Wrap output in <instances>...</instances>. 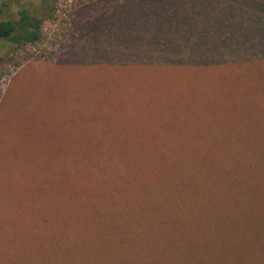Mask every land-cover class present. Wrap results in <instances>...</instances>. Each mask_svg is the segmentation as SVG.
I'll return each instance as SVG.
<instances>
[{"label": "rangeland", "instance_id": "1", "mask_svg": "<svg viewBox=\"0 0 264 264\" xmlns=\"http://www.w3.org/2000/svg\"><path fill=\"white\" fill-rule=\"evenodd\" d=\"M211 8L0 0L15 36L22 12L38 23L33 42L0 40V264H54L64 253L45 257L55 255L50 239L65 236L84 252L56 264H115L113 250L127 253L155 222L136 209L155 206L163 226L181 219L183 232L145 264H264V64L176 71L130 61L142 42L204 30Z\"/></svg>", "mask_w": 264, "mask_h": 264}, {"label": "trees", "instance_id": "2", "mask_svg": "<svg viewBox=\"0 0 264 264\" xmlns=\"http://www.w3.org/2000/svg\"><path fill=\"white\" fill-rule=\"evenodd\" d=\"M240 3L243 6L237 8ZM210 5L212 11L207 21L208 24L204 25V30L195 24L193 31L179 36L182 38L181 41L161 42L158 45L142 42L131 52L133 55L130 59L131 63H142L145 68L156 67L176 71H181V69L223 70V72L228 69L247 71L253 65L264 64V0H210ZM34 22L22 12L18 23L20 34L15 36V23L11 20L0 21V40H10L15 43L33 42L36 33H30L28 30L38 28L37 21ZM225 22L230 23L226 25ZM181 36H186V39ZM135 54L140 57H134ZM185 159L184 156V160L179 161L180 166L178 167L183 175L187 171ZM146 160L150 163L148 158ZM180 181L183 182L182 179ZM170 196L171 193H168L165 199ZM160 200L162 203L165 202L164 199ZM170 201L173 202V199ZM161 209L163 207L157 206L153 207L151 212H148L145 207L136 209L134 218L145 215V212L152 215L155 222L146 231L141 228V235L133 241L138 248L135 244H131L127 253L124 254L116 249L113 250L115 264H145L146 260L152 263L155 256H159L155 262L157 263L161 256L170 254L171 250L176 248L177 238L183 232L178 226L181 219H177L176 228L171 230L169 229L170 224L163 226L166 213ZM49 245L51 249H54L51 252H55V255L46 252L45 257H50L51 261L52 257L64 253L54 264L63 263L62 259H66L69 255L79 256L84 252V250L77 249V241L71 243L67 236L52 237ZM64 246L67 250H61ZM164 250H168L167 254Z\"/></svg>", "mask_w": 264, "mask_h": 264}]
</instances>
